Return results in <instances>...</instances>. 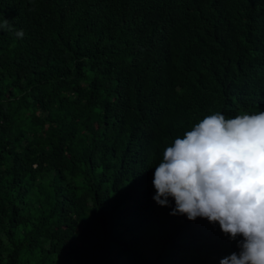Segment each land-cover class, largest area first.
Instances as JSON below:
<instances>
[{
  "label": "trees",
  "instance_id": "obj_1",
  "mask_svg": "<svg viewBox=\"0 0 264 264\" xmlns=\"http://www.w3.org/2000/svg\"><path fill=\"white\" fill-rule=\"evenodd\" d=\"M0 264H264V0H0Z\"/></svg>",
  "mask_w": 264,
  "mask_h": 264
}]
</instances>
